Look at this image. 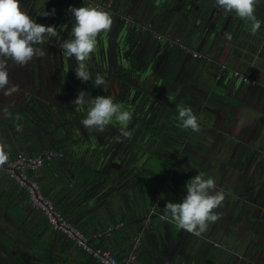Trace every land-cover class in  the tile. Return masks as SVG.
<instances>
[{
	"label": "crops",
	"instance_id": "crops-1",
	"mask_svg": "<svg viewBox=\"0 0 264 264\" xmlns=\"http://www.w3.org/2000/svg\"><path fill=\"white\" fill-rule=\"evenodd\" d=\"M96 2L110 13L113 24L109 32L97 37L96 49L86 62L90 79L83 82L75 75L77 62L66 57L60 46L71 38L75 23L70 7L93 4L20 0L22 10L37 23L54 26L57 35L36 45L45 54L34 57L26 66L8 61L10 85L18 86L19 91L12 96L0 92V143L5 149L27 154L43 148L63 150L64 157L41 166L34 180L39 189L47 192L46 197L56 202L65 220L75 227L80 225L82 229L76 228L87 236L100 232L101 236L91 239L118 259L134 254L130 264H217V221L196 237L179 229L170 216L162 219L168 202L182 200L178 196L179 184L168 187L165 171L158 186L144 185L139 172L126 178L122 162L134 159V155L125 159L122 145L115 143L113 129L118 123L113 121L103 132L85 129L81 121L86 118L87 105L81 110L72 101L80 91L87 93L86 100L110 96L123 109L133 111L132 129L139 127L141 118L137 113L148 110L147 102L156 112L153 124L161 122L168 127L169 121L175 123L174 111L190 107L201 136L217 135V144L226 145V150L240 145L233 157L230 151H225L223 157L240 164L242 159L248 161V167L244 171L239 167L235 175L245 173L251 182L255 178L263 196L264 0L255 5L260 29L253 35L248 28L238 39L239 17L217 8L215 0H171L162 6L156 0ZM53 9L55 15H42ZM155 33L179 38L205 57H193L174 42L157 39ZM144 51L146 56H140ZM233 70H249L250 80L234 77ZM97 74L104 76L105 85H94ZM23 98L29 107H22ZM4 108L10 116L4 114ZM201 114L206 119L199 118ZM48 115L51 126L45 122ZM15 116L20 119L13 127L9 119ZM17 124L22 125L21 131L16 130ZM174 132L186 137L192 131ZM227 164L219 173L231 166ZM204 174L210 176L208 171ZM10 205L16 208L15 215ZM115 225L119 226L106 234L107 228ZM254 225L252 222L253 228ZM246 230L222 235L229 236L227 243L245 247L247 256L264 261V233ZM3 255L9 258L5 264H14L15 255L19 264H99L64 233L53 230L42 211L31 206L23 189L0 170V256ZM254 259L250 261L257 264Z\"/></svg>",
	"mask_w": 264,
	"mask_h": 264
},
{
	"label": "clouds",
	"instance_id": "clouds-1",
	"mask_svg": "<svg viewBox=\"0 0 264 264\" xmlns=\"http://www.w3.org/2000/svg\"><path fill=\"white\" fill-rule=\"evenodd\" d=\"M258 0H215V6L225 13H234L237 17L250 23L253 35L260 29L261 21L255 16V5ZM75 23L71 28V38L61 44L63 54L74 58L77 67L75 75L83 82L90 79L87 61L91 59L97 45V37L103 32L111 30L113 20L110 13L96 6L70 7ZM42 15H55L51 13ZM57 35L54 26L37 23L30 15L21 9L20 0H0V92L4 96H12L19 91L18 86L10 85L8 61L21 67L26 66L34 57L44 56V52L36 45L44 44L48 38ZM230 39V37H229ZM94 85L100 87L106 84L104 76L97 74ZM87 93L80 91L73 105L83 110L87 105V115L81 121L85 129L103 132L113 121L119 123L120 135L131 139L132 133L126 130V125L132 120V114L124 110L119 103H114L110 96H96L86 100ZM5 115L10 116L7 108L3 109ZM20 119L19 116L16 117ZM178 119L184 129L199 132L200 125L192 109L180 108ZM16 130L21 131L22 125L17 124ZM119 139V138H118ZM8 161L5 145L0 143V166ZM186 196L179 203L168 202L163 219H168L196 237L205 233L211 223L220 217L214 211L222 205L225 195L216 190V183L212 178H205L203 173L197 174L186 183Z\"/></svg>",
	"mask_w": 264,
	"mask_h": 264
},
{
	"label": "flooded vegetation",
	"instance_id": "flooded-vegetation-1",
	"mask_svg": "<svg viewBox=\"0 0 264 264\" xmlns=\"http://www.w3.org/2000/svg\"><path fill=\"white\" fill-rule=\"evenodd\" d=\"M139 54L140 56H144L146 51ZM147 100L151 99L147 98ZM26 102L24 98L21 100L20 103L22 107L28 106L29 102L27 104ZM150 104L151 103L147 102L146 108L148 110L142 109L144 111L140 110L137 113L141 118L138 128L132 129L131 122L125 126L126 130L132 133L131 138L137 142V151L139 153H137L134 146L133 149L128 138L120 135L119 130L121 125L119 123H116L117 127L115 129L111 128L114 130V133L120 137L119 142L123 148V156H125V159H130L129 157L134 155L131 166L136 168L138 172L142 169L146 170V162L149 161L150 156H157L160 151L163 156L166 155V158L170 157V160H166L168 164L166 173L168 174L164 181H167L168 187L179 184L178 196L179 198L181 197V199L187 194L186 183L197 174H204L205 171H208L210 176L208 177V175L205 176L204 174V177L212 178L216 183V190L222 191L225 195L222 205L215 209L220 217L217 220V264H233L235 260H237V256H240L241 259V256L246 255L247 249L244 247L239 250L238 247H236V243H227L225 239L229 240V236L223 237L222 234H226L227 231V235H229L231 231H234L232 234H235L236 231L245 232L246 229L247 232L264 233V195L261 196V192L258 191L260 190V184L249 185L250 183H247L248 176L245 173L243 177L246 181H243V183L240 180V182L236 184V180L240 176V174L235 175L236 169L240 167V169L244 171V169L248 167V161H243L245 159H242V163L240 164L237 160L231 161V158H228L226 161L225 157H223L225 151H230L232 153L230 156L233 157L235 155L233 152H237L240 145L226 150V145L223 147L217 144V135L214 137L201 136V130L199 132H191L190 136H178V133H173V129L168 126H163L161 122L153 124V115L156 112H152V109H150L152 105ZM126 109L128 110V107L124 110ZM130 112L132 114L133 111ZM145 118H147V120ZM144 119L146 122H143L145 121ZM156 126L159 127L161 131L159 134V136L162 135L161 139L158 134L147 132V128L149 129V127H151L152 131ZM171 142L178 143L181 149L179 151H174V149L171 148ZM134 152L137 154H134ZM229 162L231 166L219 173L220 169H222L221 167L229 165L227 164ZM230 169L233 170L230 171ZM177 180L178 182H176ZM252 185L253 187H251ZM234 188H239L240 192L235 193ZM259 201H261L262 204ZM255 219H257V221L259 220V222L256 223ZM252 222L255 224L254 228L252 227ZM250 224L251 226L249 227ZM8 260L9 258L7 261Z\"/></svg>",
	"mask_w": 264,
	"mask_h": 264
},
{
	"label": "built area",
	"instance_id": "built-area-1",
	"mask_svg": "<svg viewBox=\"0 0 264 264\" xmlns=\"http://www.w3.org/2000/svg\"><path fill=\"white\" fill-rule=\"evenodd\" d=\"M87 1L93 6L105 8L103 5L96 2V0H74ZM157 39H164L168 42H174L182 50L187 51L193 57H205L198 51L191 49L185 45L179 38L169 35H162L155 33ZM234 77H239L242 81H249L251 73L249 70H233L231 71ZM8 154V161L5 163L7 169L0 166V170L7 172L9 177L16 180L19 187L25 188L28 194V200L31 206L42 211L49 226L55 230L64 233L68 238L72 239L75 244L87 254H89L99 264H130L135 260V255L131 254L127 258L118 259L107 250L94 246L91 243V238L101 236L100 232H95L92 236H87L80 232L75 226L63 218L61 213L56 209L54 203L48 197H45L39 190L38 184L32 179L28 178L29 171L38 170L46 161L51 159H61L64 157V152L59 149H42L34 155L27 154L24 151H18L15 155L5 149ZM18 174H17V173ZM164 217L161 215V218ZM163 219V218H162ZM119 225L107 228L106 234H109L113 229ZM137 242V238L135 239Z\"/></svg>",
	"mask_w": 264,
	"mask_h": 264
},
{
	"label": "rangeland",
	"instance_id": "rangeland-1",
	"mask_svg": "<svg viewBox=\"0 0 264 264\" xmlns=\"http://www.w3.org/2000/svg\"><path fill=\"white\" fill-rule=\"evenodd\" d=\"M156 2H158L159 5H168L169 3H172L171 0H156ZM165 9V8H164ZM100 96V95H98ZM180 109V108H178ZM204 117V114H201L199 116V118H203ZM205 118V117H204ZM206 119V118H205ZM111 124H114L113 122ZM137 127V126H136ZM213 129H210V131H212ZM115 143H117L118 141H120V139H118V137L116 136L115 137ZM129 141L132 143V145L136 148V151H137V144L135 142V140L133 138L129 139ZM133 147V149H134ZM171 148L174 149V151H179L181 149V146L178 144V143H175V142H171ZM136 152H134L135 154ZM137 153H139L137 151ZM136 153V154H137ZM167 153V152H166ZM121 156V155H120ZM166 155L163 156L162 152H158V155H154V156H150V160L148 162H146V167H148V165L150 166V168L148 167L146 170L145 169H142V170H139V179H144L146 182L149 183V186L151 185H157L159 184V182L161 181L162 182V174H163V171L166 169L167 167V163H166V160H170V157L169 158H166L165 157ZM122 159V157H121ZM120 159V160H121ZM133 163V160L130 159V160H126L125 162H122V168L123 170L125 171V175L126 178L128 177V174H131V173H134L136 172L137 174V169L136 170H131V164ZM148 164V165H147ZM158 169V170H156ZM212 170V169H211ZM240 180L243 182L246 181V179H244L243 177V174H240V176L238 177V179L236 180V184L240 182ZM247 181H249V185L251 184H256L257 181L256 179L254 178V180L251 182L250 180L247 179ZM243 182V183H244ZM253 185L251 187H253ZM245 188V187H244ZM246 190V189H245ZM234 192L237 193V192H240V189L239 188H234ZM261 203V201H259ZM262 204V203H261ZM12 209V212H14V215H15V212H17L16 208H13L11 205L9 206V210ZM2 239V237H1ZM238 249L240 250L241 248L238 247ZM4 250V253H5V248H3ZM248 255H243L241 256V259H240V256H237V260H235V262L233 264H252V258L254 259V257H250ZM14 258V264H19L21 261L19 259L16 258V255L13 257ZM8 259V257H7ZM7 259H5V255L3 256H0V264H5L7 261ZM9 262V260H8ZM254 262L257 263V264H263L264 261L263 260H260V259H257V261L254 259ZM254 264V263H253Z\"/></svg>",
	"mask_w": 264,
	"mask_h": 264
},
{
	"label": "trees",
	"instance_id": "trees-1",
	"mask_svg": "<svg viewBox=\"0 0 264 264\" xmlns=\"http://www.w3.org/2000/svg\"><path fill=\"white\" fill-rule=\"evenodd\" d=\"M178 113H179V111L177 110V111H174L173 112V114H172V119H174L175 120V123H172L171 121H169L168 122V124L170 125V128L171 129H173L172 131H173V133H174V130H178V132L179 131H182L183 130V132H186L188 129H184L182 126H181V122H180V120L178 119ZM16 117L17 116H15L14 118H10L9 120V123L14 127V125H15V123H16V121H17V119H16ZM20 117V116H19ZM46 123H47V126H51V121L48 119V120H46L45 121ZM51 122V123H50ZM158 126V125H157ZM154 127V129L151 131V127H149V129L147 128V132L149 131V133H154V134H158V136H159V134L161 133V131L159 130V127ZM146 131V130H145ZM145 133V132H144ZM162 136V135H161ZM161 136H159L160 137V139L162 138ZM136 142V141H135ZM137 143V142H136ZM131 146L133 147V145H132V143H131ZM53 149H54V147H52ZM43 149H49V148H43ZM55 149H58V148H55ZM6 150H8L9 152H11L13 155H15L17 152H18V150H13V149H10V148H8L7 147V149ZM42 150V149H41ZM59 150H61V149H59ZM40 151V150H39ZM38 151V152H39ZM63 151V150H62ZM134 151V150H133ZM36 154V153H35ZM31 155H34V154H31ZM151 159V158H150ZM149 159V160H150ZM57 160H59V159H51V160H48V161H46L45 163H47V162H50V163H53L54 161H57ZM44 163V164H45ZM43 164V165H44ZM42 165V166H43ZM148 165V164H147ZM148 167L150 168V166L148 165ZM147 167V168H148ZM167 168H168V166L166 167V169L164 170L165 172V174H166V170H167ZM40 169V168H39ZM157 170V169H156ZM37 171V170H36ZM36 171H29V173H28V178H30V179H32L33 181H35L34 180V175H35V173H36ZM11 178V177H10ZM11 180L15 183V185L16 186H19L18 185V183L16 182V180L15 179H13V178H11ZM141 180H142V182H143V184L144 185H148L149 186V183L148 182H145V180L144 179H142L141 178ZM36 182V181H35ZM154 186V185H153ZM146 187V186H145ZM22 188V187H21ZM23 189V191H24V193L27 195V197H28V194H27V191H26V189L25 188H22ZM39 190H41L40 192L46 197L47 196V192L46 191H42V189L40 188ZM54 202V201H53ZM54 204L56 205V202H54ZM57 206V205H56ZM57 209V208H56ZM17 214H19V213H17ZM153 215V214H152ZM18 216V215H17ZM138 221H141V219H139ZM75 224V223H74ZM76 225V227L77 228H80V229H82V227L80 226V225H78V224H75ZM83 232V231H82ZM85 233V232H84ZM91 243H93L94 245H96V246H100V245H98V244H96V241L95 240H92V242Z\"/></svg>",
	"mask_w": 264,
	"mask_h": 264
},
{
	"label": "water",
	"instance_id": "water-1",
	"mask_svg": "<svg viewBox=\"0 0 264 264\" xmlns=\"http://www.w3.org/2000/svg\"><path fill=\"white\" fill-rule=\"evenodd\" d=\"M239 20H240V24H239V31H238V33H237V35H236V39H238V37L240 38V36H241V34H242V32L244 31V30H246V29H248V28H250V25H248V22H246V20H244V19H241V18H238ZM247 23V24H246ZM51 120V118H50V116L48 115L47 116V118H45V121L46 120ZM3 168L4 169H7V166L4 164L3 165ZM17 173V172H16ZM18 174V173H17Z\"/></svg>",
	"mask_w": 264,
	"mask_h": 264
}]
</instances>
